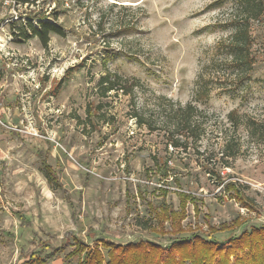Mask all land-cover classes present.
Here are the masks:
<instances>
[{
	"label": "rangeland",
	"instance_id": "obj_1",
	"mask_svg": "<svg viewBox=\"0 0 264 264\" xmlns=\"http://www.w3.org/2000/svg\"><path fill=\"white\" fill-rule=\"evenodd\" d=\"M33 1L0 0V264L59 246L46 264H76L64 259L73 238L152 241L166 252L196 237L229 248L262 230L251 240L264 247V12L250 22L252 69L234 85L218 44L236 0ZM38 18L62 30L46 46L17 34ZM106 73L132 90L102 95ZM188 103L200 137L184 149L167 130ZM162 199L172 214L160 221ZM240 254L248 264L252 250Z\"/></svg>",
	"mask_w": 264,
	"mask_h": 264
},
{
	"label": "trees",
	"instance_id": "obj_2",
	"mask_svg": "<svg viewBox=\"0 0 264 264\" xmlns=\"http://www.w3.org/2000/svg\"><path fill=\"white\" fill-rule=\"evenodd\" d=\"M18 2L33 4L34 1L18 0ZM235 6L240 10L233 22V30L225 41L218 44V48L224 49L227 58L226 69L224 70L227 74L223 73V75H225V79L231 80V83H234V85L242 83L248 77L255 61L251 52L252 37L250 22L261 18L264 12V0H236ZM38 21L37 26L33 25L30 21L25 22V29L17 34H22L23 40H26L30 36H36L39 38L41 44L46 46L49 41L50 32L62 33L61 28L56 24L43 21L41 18H38ZM10 24L16 27L15 22L12 21ZM12 31L16 36L13 29ZM100 85H102L101 93L105 95L107 91L115 88H120L125 93H128L132 90L134 84L125 82L120 76H111L109 73H106L100 78ZM207 93V90H203L202 88L197 90V96L200 99H205ZM196 112V107L191 103L179 106L178 112L174 114L171 123H169L171 130H167L171 145L186 149L192 141L199 139L200 123L194 118ZM133 115L136 117L138 124L147 123L149 125V122L139 111H135ZM233 115L234 111L228 114L230 121L233 119ZM229 144L226 143L225 147H230ZM221 152L222 156L226 155V157L234 155L223 150ZM39 156L42 162L41 171L46 182L53 189L59 187L60 182L55 171L45 162L44 155L41 154ZM221 158L223 159L224 157ZM223 166L228 165L223 164ZM180 194L182 195L183 193L181 192ZM154 208L157 210L155 214L160 221L172 214L171 211H168V206L164 199ZM261 232L262 230L254 231L251 234L252 238H256L255 235ZM248 238L246 235H243V237L240 236L232 240L229 248L217 247L216 244L202 240L199 237L194 238L192 242L184 239L183 241H174L166 252L160 244L152 241L138 240L125 244H116L100 238L94 241L93 246H91L78 238H73L75 242L74 247L64 259H67L69 256H77L76 264H186L187 262H190L189 264H229L230 256L235 255L234 264H245L240 252L245 246H248L252 250V254L250 257L248 256L249 258L247 257V263L264 264V250L260 249L264 248L262 247L263 243L260 241V248L255 247L252 244V238ZM60 249V246L51 247L42 257L31 254L22 264H46L56 256ZM101 249L106 250L108 261H105ZM129 253L131 254L130 256L128 255ZM239 254L240 257H238Z\"/></svg>",
	"mask_w": 264,
	"mask_h": 264
}]
</instances>
